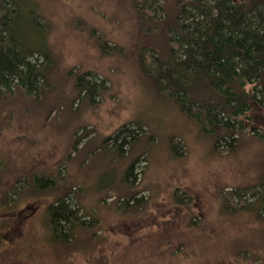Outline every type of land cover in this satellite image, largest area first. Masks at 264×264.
I'll list each match as a JSON object with an SVG mask.
<instances>
[{"label":"rangeland","instance_id":"374dc122","mask_svg":"<svg viewBox=\"0 0 264 264\" xmlns=\"http://www.w3.org/2000/svg\"><path fill=\"white\" fill-rule=\"evenodd\" d=\"M17 3L18 35L46 43L54 64L40 93L13 87L0 105V264H264V110L232 121L243 131L225 138L233 149L216 146L207 114L194 105L202 122L188 116L140 64L157 69L154 23L174 0ZM35 12L44 27L34 37ZM84 76L94 100L80 92ZM125 126L136 139L112 148ZM70 190L65 203L84 229L56 247L48 206Z\"/></svg>","mask_w":264,"mask_h":264},{"label":"trees","instance_id":"16d2710c","mask_svg":"<svg viewBox=\"0 0 264 264\" xmlns=\"http://www.w3.org/2000/svg\"><path fill=\"white\" fill-rule=\"evenodd\" d=\"M138 3L135 5L139 19L146 25V15ZM164 8L167 18L154 23L162 37L161 46L151 51L157 56V69L152 72L143 59L140 64L188 116L194 118V105L207 114L212 124L209 132L218 146L226 137L243 132L241 128L236 132L233 120L248 121L253 112L264 110V0H174L173 7L166 5ZM19 10L17 0H0V105L5 97L14 93L13 87L28 96L40 93L43 85L38 84L40 80H47L54 64L52 51L46 43L40 46L18 35L23 22ZM35 13L30 14L33 21L27 23L32 24L34 37L40 35L44 27L41 23L44 18ZM104 45L100 44L102 50ZM39 57L44 59V64H38ZM85 76L79 79L80 92L92 94L94 100L96 89ZM85 80L87 85L82 86ZM194 116L201 121L200 115ZM201 125L205 131V125ZM137 132L125 126L107 141L114 142L112 148L123 150L136 139ZM225 140L233 149L234 142ZM77 145L75 141L76 149ZM135 169L136 161L127 172L129 184L136 180ZM260 184L264 186V181ZM17 185L14 193L22 197L25 191L20 192ZM50 185L54 189L57 183L44 180L45 187ZM70 194L71 190L48 206L50 216L46 228L56 247L68 246L77 230L84 229L76 222L78 219L74 221L76 213L65 203ZM3 201L9 204L7 194ZM224 202L229 206L226 197Z\"/></svg>","mask_w":264,"mask_h":264}]
</instances>
